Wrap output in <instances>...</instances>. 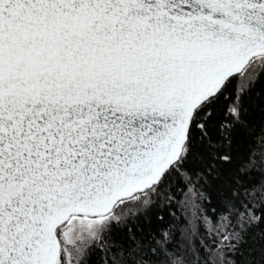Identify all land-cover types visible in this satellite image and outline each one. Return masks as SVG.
<instances>
[{"label": "snow or ice", "instance_id": "snow-or-ice-1", "mask_svg": "<svg viewBox=\"0 0 264 264\" xmlns=\"http://www.w3.org/2000/svg\"><path fill=\"white\" fill-rule=\"evenodd\" d=\"M0 264H264V0H0Z\"/></svg>", "mask_w": 264, "mask_h": 264}]
</instances>
